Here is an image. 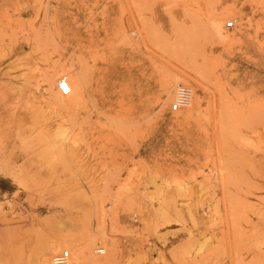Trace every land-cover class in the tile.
Instances as JSON below:
<instances>
[{
  "label": "rangeland",
  "instance_id": "1",
  "mask_svg": "<svg viewBox=\"0 0 264 264\" xmlns=\"http://www.w3.org/2000/svg\"><path fill=\"white\" fill-rule=\"evenodd\" d=\"M176 74L192 110L169 108ZM60 242L264 264V0H0V264Z\"/></svg>",
  "mask_w": 264,
  "mask_h": 264
},
{
  "label": "bare ground",
  "instance_id": "2",
  "mask_svg": "<svg viewBox=\"0 0 264 264\" xmlns=\"http://www.w3.org/2000/svg\"><path fill=\"white\" fill-rule=\"evenodd\" d=\"M230 11V10H229ZM222 15V14H221ZM215 16V15H214ZM211 22V21H210ZM216 26H217V28H220V25H219V21L218 20H214V22H213ZM178 41V40H177ZM175 42V41H174ZM178 43V42H177ZM263 43V42H262ZM176 45V44H175ZM174 45V46H175ZM192 46V45H191ZM184 48V47H183ZM182 48V49H183ZM262 48V47H261ZM185 49V48H184ZM183 52V51H182ZM184 54V53H183ZM69 73H70V71H68ZM80 72H82V71H80ZM83 74V73H82ZM81 73H78L77 75L78 76H76V78H69V83H70V85H71V91H70V93H68V94H66V95H68L67 97H68V102H70V103H75V102H77L78 101V99L79 98H83L84 96H83V94H84V88H85V82H84V78H83V75H82ZM57 75H58V71H54V72H52V74H51V76H50V80H49V82L50 83H53V81H55V80H58V78H57ZM66 76V75H65ZM67 77V76H66ZM71 77V76H70ZM181 76L178 74H176V76H166V77H164V79H163V81H162V91L164 92H166V94H167V98L166 99H169V98H171L172 97V95H173V90H174V87H175V85H176V79H179ZM68 79V78H67ZM195 81V80H194ZM51 87H52V91L54 90L56 93H57V91H56V89H55V85L54 84H52L51 85ZM194 88H192V92H191V97H190V100H189V102L187 103V105H185L184 107H189L191 110H192V108H195V106H197L198 104H199V99H198V96H197V94H196V90L194 89ZM49 91H50V89H49ZM65 95V96H66ZM159 100V99H158ZM170 100V99H169ZM168 100V101H169ZM167 101V100H166ZM167 101V102H168ZM69 103V104H70ZM200 103H201V101H200ZM69 104H66V106H68ZM72 105V104H71ZM214 107V106H213ZM188 113H190V112H188ZM222 113V112H221ZM226 113V112H225ZM225 116H226V114H225ZM74 121H75V119H74ZM80 125V124H79ZM59 242V241H58ZM87 244H88V242H87ZM90 244H91V242H90ZM92 244H93V242H92ZM63 245H68L69 246V248H71V249H73V251H74V257L73 256H71L72 258L70 259V264H114V263H118V261L116 260V256H114L113 255V253H112V250L111 249H109L108 251H107V247H106V249L105 250H103V252H107L106 254L107 255H105V256H103V257H97V256H95L94 255V253H93V251H91V246L90 245H86V246H82V247H80V248H75V246H71V245H69L68 243H66V242H60V243H58V244H56L54 247H53V249H52V251L49 253V254H46V256H44V258L42 259V263H40V264H52V261H51V259H52V254L53 253H56ZM110 246H112V244L110 245ZM111 248V247H110ZM116 248V247H115ZM75 249V250H74ZM72 251V252H73ZM96 251V250H95ZM97 252V251H96ZM120 260V259H119ZM132 262V261H131ZM128 263V262H127ZM120 264V263H119ZM128 264H132V263H130V261H129V263Z\"/></svg>",
  "mask_w": 264,
  "mask_h": 264
},
{
  "label": "built area",
  "instance_id": "3",
  "mask_svg": "<svg viewBox=\"0 0 264 264\" xmlns=\"http://www.w3.org/2000/svg\"><path fill=\"white\" fill-rule=\"evenodd\" d=\"M234 24V19H229L226 22V26H232ZM57 88L61 94L66 95L71 91V85L65 75H61L57 81ZM192 92V87L183 82L176 83L173 90V97L170 101L169 108L172 111H176L181 107L187 105L190 100ZM103 247H98V252H103ZM52 264H70V251L68 248H63L56 252L52 256ZM149 264H159L158 262H152Z\"/></svg>",
  "mask_w": 264,
  "mask_h": 264
}]
</instances>
